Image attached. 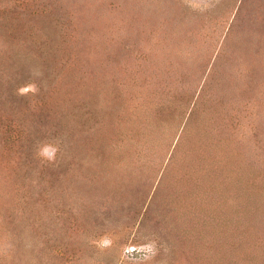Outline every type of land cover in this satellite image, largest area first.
<instances>
[{
    "label": "rangeland",
    "instance_id": "374dc122",
    "mask_svg": "<svg viewBox=\"0 0 264 264\" xmlns=\"http://www.w3.org/2000/svg\"><path fill=\"white\" fill-rule=\"evenodd\" d=\"M0 264H264V0H0Z\"/></svg>",
    "mask_w": 264,
    "mask_h": 264
},
{
    "label": "trees",
    "instance_id": "16d2710c",
    "mask_svg": "<svg viewBox=\"0 0 264 264\" xmlns=\"http://www.w3.org/2000/svg\"><path fill=\"white\" fill-rule=\"evenodd\" d=\"M206 108H208L206 106V98L203 97V93L201 94V92H199L198 95H196L195 99L193 100V106L190 109V112L187 116V121L184 124V128H183L184 133H185V131L187 132L188 130H191V129L194 130V134L201 132V128H202L201 125L202 124L200 125V123L203 120V118L205 117V115L202 117H199V115H203L204 112L206 111ZM176 109H177L179 115L184 114V111L182 110V106H177ZM191 120H192V125H191Z\"/></svg>",
    "mask_w": 264,
    "mask_h": 264
}]
</instances>
